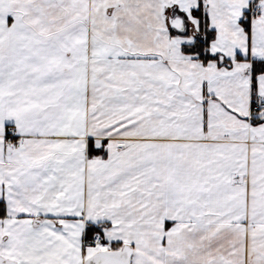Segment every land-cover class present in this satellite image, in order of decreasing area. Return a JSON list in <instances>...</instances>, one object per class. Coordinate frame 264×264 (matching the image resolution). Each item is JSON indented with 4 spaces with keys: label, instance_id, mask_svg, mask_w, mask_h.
<instances>
[{
    "label": "snow or ice",
    "instance_id": "snow-or-ice-1",
    "mask_svg": "<svg viewBox=\"0 0 264 264\" xmlns=\"http://www.w3.org/2000/svg\"><path fill=\"white\" fill-rule=\"evenodd\" d=\"M0 264H264V0H0Z\"/></svg>",
    "mask_w": 264,
    "mask_h": 264
}]
</instances>
